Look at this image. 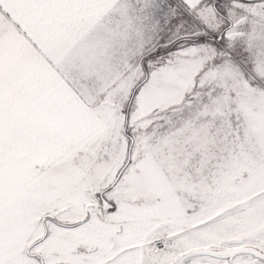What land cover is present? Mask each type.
<instances>
[{
	"label": "rangeland",
	"instance_id": "obj_1",
	"mask_svg": "<svg viewBox=\"0 0 264 264\" xmlns=\"http://www.w3.org/2000/svg\"><path fill=\"white\" fill-rule=\"evenodd\" d=\"M72 1L0 0V122L6 131L19 124L21 102L46 100L51 72L93 122L91 133L60 159L70 169L69 182L86 185L77 196L59 194L82 201L83 211L67 210L83 218L52 216L57 223L39 224L26 248L34 255L14 252L0 256V264H168L194 247L251 245L264 252V0L192 6L117 0L65 48L60 69L46 58L45 20L34 12L58 14L62 2L70 11ZM181 38L190 39L177 42ZM133 90L130 161L106 189L127 158L124 111ZM45 111L32 115L59 132L65 113ZM33 181L32 190L21 189L0 205L5 228L18 235L30 232L37 213L57 195L37 191L44 176ZM101 190L112 210L103 209ZM183 264L264 262L240 254L195 256Z\"/></svg>",
	"mask_w": 264,
	"mask_h": 264
},
{
	"label": "crops",
	"instance_id": "obj_2",
	"mask_svg": "<svg viewBox=\"0 0 264 264\" xmlns=\"http://www.w3.org/2000/svg\"><path fill=\"white\" fill-rule=\"evenodd\" d=\"M116 1H72L74 3L70 4V11L66 10L69 4L66 6V2H62L61 10L58 14H56L58 10L45 9L46 12L39 9L35 10L34 15L45 20V29L43 30L50 42L49 44L46 43V48H43V51L46 52V58L56 61L61 69L62 64L67 61L66 57L63 60L65 48H70V44L81 37L86 29L96 21V18L100 17L107 8L109 9L108 6ZM185 1L192 6L200 0ZM46 4L48 6L49 3L46 2ZM49 71H51L50 68ZM54 78L57 80H54ZM49 79L52 80L51 83H45V86H47L45 90L47 97L44 102L39 97L38 101H36L38 104L34 106L27 105L28 103L26 102L20 103L19 111L23 114L18 118L19 124L15 127L12 126V132L6 131L8 125L5 126L4 121L0 122V205H3L7 198H11L14 194L20 192L21 189L32 190V187L37 184L33 179L36 178L38 180L39 176H44V184L37 191H46L57 195H52V201L37 213L32 224L33 228L28 234H19V236L15 234L13 227L8 226L5 228L6 223H4V217H1L2 214L0 213V256H10L16 252L19 255L21 254V256L23 255L22 257H28L26 248L30 241L37 236L35 233L39 224L41 226L43 222L47 224L57 223L55 219H52V216L55 218L59 216L64 222H78L84 215L82 212L79 217L78 212H69L67 210L68 207H79L82 210L84 207L82 201L73 200L70 197L60 199V193L77 196L79 192L83 193L86 190L84 188L86 185L81 184L82 181L69 182L66 177L70 173V169L65 168L67 165L60 159L63 156H67L69 151L74 149L82 138H86L91 133L93 122L91 127L87 122L91 121V117L89 118L86 110L82 106L77 105L73 98L68 95V92L63 89L65 86L61 85L62 82L59 81L57 75L51 72L48 75ZM44 110H56L59 115L60 112L65 113L58 115V122H61L59 127L62 128L59 132L53 131L57 129L54 123L39 122L34 119L32 114H41ZM65 115L67 120L72 117L73 123L69 122L68 124L66 120L64 124ZM99 123L101 122L96 121V136H98L97 131L100 128ZM35 135L40 139L36 138ZM34 140L44 142V145L36 148V144L33 145L35 143ZM53 142L56 144L55 146H53ZM52 164H55V166L59 164L60 166L52 168ZM58 224L65 223L60 222ZM15 240L18 242L14 243Z\"/></svg>",
	"mask_w": 264,
	"mask_h": 264
},
{
	"label": "water",
	"instance_id": "obj_3",
	"mask_svg": "<svg viewBox=\"0 0 264 264\" xmlns=\"http://www.w3.org/2000/svg\"><path fill=\"white\" fill-rule=\"evenodd\" d=\"M218 38H220V35ZM133 94H134V90L132 91L129 100L127 101V106H126L125 111H124V123L125 124H124L123 130H125L126 125H127V117H128L129 107L131 105ZM129 138H130V143H129V147H128L126 161H125L124 165L122 166V168L117 173V175L115 176V179L109 184V186H107L106 189H109L110 187H112L117 182V180L121 176L123 170L126 168V166L128 165V163L130 161V151H131V147H132V138L131 137H129ZM104 191L105 190H101L99 192L100 195ZM101 202L103 204L104 210H108L112 207L111 203L108 202L104 198H101ZM240 254L252 255V256H254V257H256L259 260L264 262V252L262 250L254 247V246H251V245H238V246H234V247H230V248L194 247V248L185 250L182 253L178 254L168 264H183L184 261H186L189 258H192L195 256H202V255L210 256V257L218 258V259H226V258H231V257H234L236 255H240Z\"/></svg>",
	"mask_w": 264,
	"mask_h": 264
},
{
	"label": "flooded vegetation",
	"instance_id": "obj_4",
	"mask_svg": "<svg viewBox=\"0 0 264 264\" xmlns=\"http://www.w3.org/2000/svg\"><path fill=\"white\" fill-rule=\"evenodd\" d=\"M105 192V191H104ZM104 192L100 195V193H99V199H101V198H104V199H106V197H105V194H104ZM107 200V199H106ZM111 203V202H110ZM111 208L110 209H108V210H112V208H114V205H113V203H111ZM37 243V241L36 242H34V243H32L30 246H34V244H36ZM29 247V246H28ZM26 254L28 255V257L29 256H31V254H33L34 255V252L32 253H30V252H28V250H26ZM35 255H39V253H35Z\"/></svg>",
	"mask_w": 264,
	"mask_h": 264
},
{
	"label": "trees",
	"instance_id": "obj_5",
	"mask_svg": "<svg viewBox=\"0 0 264 264\" xmlns=\"http://www.w3.org/2000/svg\"><path fill=\"white\" fill-rule=\"evenodd\" d=\"M218 12V11H217ZM220 16H224V14L218 12ZM226 18V17H225ZM190 38H181L179 40H177V42L183 41V40H189ZM174 46V44L171 46V48ZM127 137H129V134L127 133V128H125L124 132H123Z\"/></svg>",
	"mask_w": 264,
	"mask_h": 264
}]
</instances>
